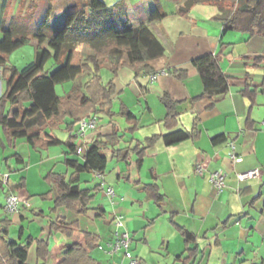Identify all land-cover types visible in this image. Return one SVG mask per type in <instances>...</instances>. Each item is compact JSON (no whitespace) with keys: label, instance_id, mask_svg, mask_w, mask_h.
<instances>
[{"label":"crops","instance_id":"1","mask_svg":"<svg viewBox=\"0 0 264 264\" xmlns=\"http://www.w3.org/2000/svg\"><path fill=\"white\" fill-rule=\"evenodd\" d=\"M170 1L175 6L167 11L155 7L163 18L152 23L151 29L164 53L147 61L150 72L142 69L136 73L125 66L114 77L108 67L102 68V82L113 79L116 94L110 115L90 111L85 116L97 117L95 130L78 138L79 121L73 123L69 116L56 125L50 121L41 131V139L57 138L62 143L43 147L33 146L23 137L10 138L0 125V222L9 219L12 239L22 244L32 240L29 264H59L69 242L87 249L98 264H130L122 253L106 252L114 239L113 220L119 215L130 233V249L139 264H264V34L225 30L219 16L222 7L230 8L231 0L219 5L198 3L189 10L182 8L185 0ZM8 2L2 0L0 6L2 37L6 29L17 35L35 32L46 7L43 10L38 0L34 3H38L31 7L38 23L23 31L15 29L14 23L2 27ZM148 18L138 25L148 24ZM30 45L33 50L28 64L14 61L22 48L9 56L10 63L21 72L34 62L36 41ZM207 54L218 58L229 77V90L214 97L204 95L202 79L193 64L195 58ZM75 55L76 51L72 63L77 65L81 58L75 62ZM173 69H185L187 76L181 79ZM161 70L167 74L158 75L152 82L150 74ZM72 87V81L58 84L57 93L67 96ZM5 89L0 67V97ZM165 94L177 103L175 123H167L168 109L162 101ZM122 107L135 115L137 126L120 113ZM195 126V138L171 145L163 138L173 129L192 130ZM220 136L223 138L217 139ZM153 137L157 139L144 149L139 164L140 150ZM69 139L82 147L83 152L74 156L80 160L96 139L104 142L107 161L103 177L96 172L80 173L81 187L100 185L91 207H98L102 215L95 209L88 215L65 206L54 209L58 193L46 176L50 172L67 176L74 172L64 163ZM231 143L240 161L230 157ZM199 163L206 166L203 175L196 172ZM219 168H224L227 176L225 190L217 194L210 174ZM253 168L260 169V176L242 182L237 179L238 172ZM154 183L165 197L161 203L154 201L152 190L146 188ZM109 185L115 188L114 197L106 193ZM10 193L21 199L19 211L13 214L5 209ZM58 218L77 221L80 230L72 236L51 232L50 222ZM86 231L99 236V245L87 247ZM39 241L48 243L46 258L37 253Z\"/></svg>","mask_w":264,"mask_h":264},{"label":"trees","instance_id":"2","mask_svg":"<svg viewBox=\"0 0 264 264\" xmlns=\"http://www.w3.org/2000/svg\"><path fill=\"white\" fill-rule=\"evenodd\" d=\"M225 0H185L184 10L191 9L198 3L220 4ZM230 8L222 7L219 18L224 23L225 30H238L247 33L257 31L264 34V0H231ZM71 6V7H70ZM60 15L52 14V5L46 4V11L39 22L38 28L32 34L17 35L13 30L6 29L0 41V67L3 68L6 89L0 97V125L10 138H26L33 146L40 144L48 147L61 144L57 138L42 140L41 131L51 121L55 125L69 116L73 123L80 121L90 111L111 114L110 108L116 85L111 79L102 82L101 70L108 67L117 75L125 66L131 67L136 73L142 69L151 71L147 61L164 53V47L151 29V24L163 18L159 9L150 11L148 24L133 25L128 20L122 21V28L112 23L113 8L105 0H85L78 6L72 3ZM75 14V18L68 22V18ZM58 16V17H56ZM56 22L53 29L49 21ZM36 41L35 59L24 71L10 63L9 56L24 45ZM91 42V48L81 49V59L77 65L72 63L76 44ZM53 60L58 65L50 70L47 62ZM202 79L204 95L214 97L226 93L229 88V77L222 71L218 58L213 54L203 55L193 60ZM172 73L184 79L185 69H173ZM72 81L73 87L67 96L57 93V85ZM247 92V88L243 90ZM168 109L166 120L175 123L178 110L177 103L169 94L162 97ZM120 113L127 120L134 121L135 115L126 107ZM175 124H173L174 126ZM37 128V130H33ZM196 126L192 130L181 128L163 134L166 144L171 145L186 139L195 138ZM223 136L217 139L221 140ZM157 137L146 141L140 150L139 164L142 161L144 149L153 143ZM68 148L64 163L74 172L67 176L65 173L50 172L46 180L57 190L54 209L65 206L78 213L88 215L91 203L100 190V185L92 189L83 188L80 184V173L100 172L105 169L107 157L103 153L104 142L96 139L84 154L83 160L79 155L80 145L72 139L65 142ZM71 155V156H70ZM152 190L150 194L154 201L161 203L165 197L158 191L154 183L146 187ZM100 209V208H99ZM10 221L8 218L0 222V264H29L28 252L32 240L22 244L10 237ZM51 232H60L72 236L80 226L77 221L69 222L65 218H58L50 222ZM88 248L99 245V236L92 232H84ZM189 239V236L187 237ZM37 253L46 258L49 254L48 243L39 241ZM65 258L59 264H98L87 249L75 242L67 243L63 248Z\"/></svg>","mask_w":264,"mask_h":264},{"label":"rangeland","instance_id":"3","mask_svg":"<svg viewBox=\"0 0 264 264\" xmlns=\"http://www.w3.org/2000/svg\"><path fill=\"white\" fill-rule=\"evenodd\" d=\"M37 0H9L7 3V9L5 12V19L2 22L3 28L11 27V23H14L15 29H23V31L31 30L36 27L38 23L37 14L34 12L33 8H36L40 2V7L45 8L46 4H52V14L60 15L64 10L68 9L72 3H75L78 8L85 0H38V3L34 4ZM110 8H113L114 12L112 14V23L117 28H122V21L128 20L133 25H138L147 16H149L150 11L157 7L162 10L171 9L173 3L170 0H105ZM2 0H0L1 6ZM71 7V6H70ZM41 9V10H42ZM40 10V11H41ZM44 10V9H43ZM58 17V16H56ZM75 18V14L68 18V22ZM55 19L60 21V18H52L49 21L50 29H53V25L56 22ZM13 21V22H12ZM158 29V28H157ZM2 40V29H0V41ZM22 51L17 53L14 57V61L20 65L28 64L32 59L31 55L33 46L30 44L24 45ZM91 48V42H79L76 44V55L75 62H78L81 58L80 50ZM31 58V59H30ZM47 68L55 69L58 67L57 64L51 59L47 62ZM53 71V70H51ZM108 74L107 69H105L104 77ZM108 77V76H107ZM60 85V84H59ZM66 87L68 85H65ZM61 87L59 91L61 92Z\"/></svg>","mask_w":264,"mask_h":264},{"label":"built area","instance_id":"4","mask_svg":"<svg viewBox=\"0 0 264 264\" xmlns=\"http://www.w3.org/2000/svg\"><path fill=\"white\" fill-rule=\"evenodd\" d=\"M167 74V71L161 70L157 72H153L150 74V79L153 82L158 75ZM98 126V119L94 115H90L88 117H83L79 121V130L76 133V136L79 138L80 136L85 135L88 131L95 130ZM231 147L233 151L230 154V157L234 161H240L241 156H237L235 154V144L231 143ZM83 149L80 146L79 153H82ZM206 171V166L203 163H199L196 166V172L198 174L203 175ZM97 176L102 178L103 175L100 172H96ZM226 176L227 172L224 168H219L213 171L210 174V181L213 187L216 189L217 194L223 192L226 188ZM260 176V169L253 168L245 171H241L237 173V179L239 181L251 180ZM7 175H5L4 182L6 181ZM106 193L110 197H114L116 195L115 188L112 185L106 187ZM20 197L15 193H10L6 197L5 209L9 214H13L19 211L20 208ZM115 230H114V239L108 243V247L106 252L110 255L123 254L127 259H129L130 264H139V260L135 257L130 249L131 237L128 230L125 229L123 217L121 215L115 217L113 220Z\"/></svg>","mask_w":264,"mask_h":264}]
</instances>
